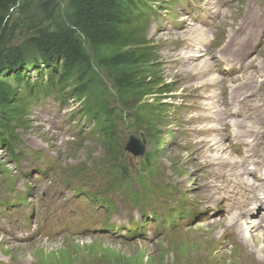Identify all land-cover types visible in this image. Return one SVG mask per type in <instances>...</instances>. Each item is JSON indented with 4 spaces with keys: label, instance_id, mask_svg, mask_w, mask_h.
<instances>
[{
    "label": "rangeland",
    "instance_id": "obj_1",
    "mask_svg": "<svg viewBox=\"0 0 264 264\" xmlns=\"http://www.w3.org/2000/svg\"><path fill=\"white\" fill-rule=\"evenodd\" d=\"M43 1L29 4L36 19H44ZM148 5L153 14L146 37L154 47L160 76L173 90L164 96L167 109L157 124L161 144L155 161L146 170L145 153L133 156L124 150L129 136L140 138L141 133L145 152L152 150L148 136L153 139L154 128L146 127L145 133V127H125L117 121L123 148L117 161L126 164L128 172L120 167L114 172L78 100L68 95L62 102L44 98L33 106L27 127L18 129L17 158L0 149L5 169L0 171V264H256L255 256L264 262L261 229L253 235L244 229V244L239 226L231 225L230 214L225 217L220 204L203 206L215 190L211 184L222 180L220 169L202 163L201 148L190 150L193 139L209 137L195 132L203 125L205 104L212 106L203 96L217 93V98L230 101L258 89L264 97V28L256 37L254 24L238 26L264 15V0H148ZM206 7L218 15L214 27L198 20H212ZM187 11L195 19L187 20L197 28L181 20L190 16ZM261 21L264 26V18ZM237 40L250 44L241 54L235 49ZM200 45L209 52L187 59ZM200 61L208 63L206 71L200 70ZM233 61L244 62V67L232 74L222 71ZM101 77L102 86L108 87ZM206 79L216 82L207 84ZM110 105L125 120L137 101L114 99ZM257 107L241 110L258 115L253 127L264 131V123L258 124L264 110ZM256 139L262 155L254 146L253 158H262L264 166V135ZM249 148L237 143L218 154L241 161L249 157ZM3 201L10 208L1 210ZM17 232V239L9 237Z\"/></svg>",
    "mask_w": 264,
    "mask_h": 264
},
{
    "label": "trees",
    "instance_id": "obj_2",
    "mask_svg": "<svg viewBox=\"0 0 264 264\" xmlns=\"http://www.w3.org/2000/svg\"><path fill=\"white\" fill-rule=\"evenodd\" d=\"M31 1L0 0V149L17 158L18 129L27 127L34 104L47 96L62 102L68 95L84 107L92 122L89 131L100 140L114 172L118 167L128 172L117 161L123 151L117 121L145 127L144 132L154 128L153 139L148 136L152 150L143 158L148 170L161 144L157 124L167 109L164 96L173 91L160 76L146 37L153 14L148 0H60L63 7L46 0L43 20L29 13ZM101 75L108 87L99 81ZM114 99L134 100L137 106L124 120L110 105ZM2 166L0 161V171Z\"/></svg>",
    "mask_w": 264,
    "mask_h": 264
},
{
    "label": "bare ground",
    "instance_id": "obj_3",
    "mask_svg": "<svg viewBox=\"0 0 264 264\" xmlns=\"http://www.w3.org/2000/svg\"><path fill=\"white\" fill-rule=\"evenodd\" d=\"M206 8L209 9V7ZM188 13L189 12L187 11V14ZM189 14L190 16H183L181 20H185V18L186 20H195L194 18H190L194 15L192 13ZM210 14L212 17L210 22L208 20L207 22L201 19L198 20L201 23L212 25L214 27V25L218 22V15L214 10L213 12L211 11ZM215 17L217 19H215ZM261 18H264V15L259 13V17H256L255 19H247L238 26L243 25L240 28L242 29L248 24L250 27L254 24L253 33L257 37V35H261V30L264 28V26H262L263 22L261 21ZM186 20L184 21L187 23L186 26L191 25L197 28L196 25ZM255 20L258 21V23H256ZM248 36L251 37V35ZM252 36L254 37V35ZM249 46V43L237 40L235 49L239 52V54H241ZM199 47L200 48L197 49L195 53L191 54L192 56L189 54L187 59H198L199 57H195L196 54L201 57L203 53L209 52L206 50L205 46L200 45ZM238 52L237 55H239ZM236 58L240 61L244 60L243 57ZM198 66H201V71H206L209 68L206 61H200ZM242 67H244V62L236 63L233 61L231 65L225 67V69L222 67V71L224 70L226 73L228 72V74H232L234 73L233 71L241 70ZM245 67L249 66L245 65ZM205 82L207 84L212 82L215 83L216 80L206 79ZM218 94L221 95V92ZM216 96H218L217 93L203 96V98H207L212 101V106L207 103L205 104V113H203V117H201L203 125H201L199 129H195V132L199 135L209 134V137L199 136V139H193L191 142L192 145H190L191 151L201 148L199 156L200 160L204 157L202 159V163L207 164L208 162H211V167L216 166L220 169L219 177L222 178L221 182L211 184V187L213 186L215 190L211 192L206 200L202 201V204L207 208L208 205L221 203V210L222 213H225V217L227 214H230L232 219L231 225H237L240 227L241 223H246L248 224L246 231L251 232L252 235L254 234V230L259 231L260 229V231L264 234V166H262V158H253V147L255 146L256 148H261L262 146L261 142H259V139H256V137L264 135V131L258 130V127H253V121L258 117V115H254L252 112H243L241 110L249 105H256L259 110H264L262 108L264 106V97L258 89L248 95L239 94L235 99H231L230 101L225 99L224 96H220L218 98ZM261 113L264 115V112ZM197 118L199 119V117ZM249 120H251V125L248 123ZM258 122V124L261 125L264 123V119ZM229 133H232L234 136L229 135ZM225 142H228V144L226 145ZM237 143H242L245 146L250 147L248 150L249 153H247L250 158L246 155L243 160L238 161L234 160L230 156L218 154L219 151H226L227 147L233 148V145ZM212 149H217V153H214V155L210 153V150ZM258 152L262 155V148L261 150H258ZM246 157L248 158L245 159ZM249 163H252L254 167L249 168ZM221 167L224 169H221ZM208 185L209 184L207 183L206 186ZM213 212V210L209 211L210 214ZM203 225L205 226L206 224ZM239 229L241 230V235L239 236L245 244L247 243L246 236L248 234L246 235V231L244 232L241 228ZM9 237L11 239H17V237H20V234L18 232L15 235L9 234ZM261 241L264 243V236ZM259 258H256L255 256L254 262L256 264H264V262L262 263Z\"/></svg>",
    "mask_w": 264,
    "mask_h": 264
},
{
    "label": "water",
    "instance_id": "obj_4",
    "mask_svg": "<svg viewBox=\"0 0 264 264\" xmlns=\"http://www.w3.org/2000/svg\"><path fill=\"white\" fill-rule=\"evenodd\" d=\"M140 136L141 138L130 135L125 144V150L129 151L133 156H140L145 151L146 140L143 134H140Z\"/></svg>",
    "mask_w": 264,
    "mask_h": 264
}]
</instances>
